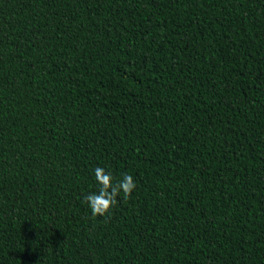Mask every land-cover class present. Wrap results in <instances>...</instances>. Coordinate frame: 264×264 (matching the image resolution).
I'll return each instance as SVG.
<instances>
[{"label": "trees", "instance_id": "trees-1", "mask_svg": "<svg viewBox=\"0 0 264 264\" xmlns=\"http://www.w3.org/2000/svg\"><path fill=\"white\" fill-rule=\"evenodd\" d=\"M0 264H264V0H0Z\"/></svg>", "mask_w": 264, "mask_h": 264}, {"label": "clouds", "instance_id": "clouds-1", "mask_svg": "<svg viewBox=\"0 0 264 264\" xmlns=\"http://www.w3.org/2000/svg\"><path fill=\"white\" fill-rule=\"evenodd\" d=\"M94 176L98 186V193H92L85 197V202L91 209L93 217L106 216L112 207L117 204L118 197L122 200L130 198L136 187L133 177L125 174L123 179L113 181L111 173H106L101 167H96Z\"/></svg>", "mask_w": 264, "mask_h": 264}]
</instances>
